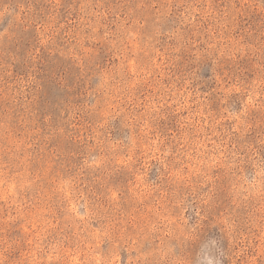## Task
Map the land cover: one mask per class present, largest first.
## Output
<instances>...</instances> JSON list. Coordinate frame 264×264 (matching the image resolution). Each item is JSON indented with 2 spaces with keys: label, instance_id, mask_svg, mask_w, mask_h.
<instances>
[{
  "label": "rangeland",
  "instance_id": "obj_1",
  "mask_svg": "<svg viewBox=\"0 0 264 264\" xmlns=\"http://www.w3.org/2000/svg\"><path fill=\"white\" fill-rule=\"evenodd\" d=\"M0 264H264V0H0Z\"/></svg>",
  "mask_w": 264,
  "mask_h": 264
}]
</instances>
